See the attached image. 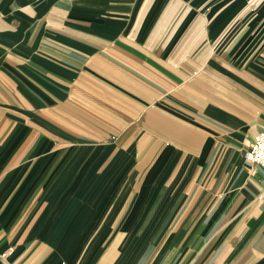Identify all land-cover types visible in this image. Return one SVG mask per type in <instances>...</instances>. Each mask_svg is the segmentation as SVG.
<instances>
[{"label":"crops","instance_id":"1","mask_svg":"<svg viewBox=\"0 0 264 264\" xmlns=\"http://www.w3.org/2000/svg\"><path fill=\"white\" fill-rule=\"evenodd\" d=\"M261 131L264 0H0V264H264Z\"/></svg>","mask_w":264,"mask_h":264},{"label":"built area","instance_id":"2","mask_svg":"<svg viewBox=\"0 0 264 264\" xmlns=\"http://www.w3.org/2000/svg\"><path fill=\"white\" fill-rule=\"evenodd\" d=\"M244 158L264 167V131L259 132L251 146L244 152ZM6 252L3 256H6Z\"/></svg>","mask_w":264,"mask_h":264}]
</instances>
